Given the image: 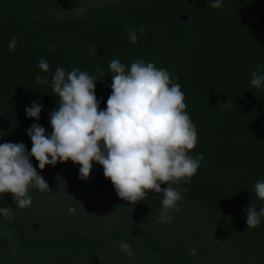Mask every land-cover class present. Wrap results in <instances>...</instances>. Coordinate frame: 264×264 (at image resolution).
I'll return each mask as SVG.
<instances>
[{
	"label": "trees",
	"instance_id": "trees-1",
	"mask_svg": "<svg viewBox=\"0 0 264 264\" xmlns=\"http://www.w3.org/2000/svg\"><path fill=\"white\" fill-rule=\"evenodd\" d=\"M70 1L0 0V143L23 142L31 152L26 130L33 123L51 133L50 113L58 97L50 85L57 67L79 68L101 79L96 95L106 109L110 62L118 59L130 67L142 59L166 68L182 86L198 132L190 154L202 153L204 159L190 183L181 181L187 191L180 210L170 211L172 221L161 223V194L149 192L146 200L132 204L118 196L99 163L82 180L80 165L71 160L41 170L32 157L50 190L30 188L33 203L27 208L16 207L13 194H0V208L14 214L11 221L0 214V264H210L202 240L210 239L207 230L217 225L247 232L257 247L244 248V256L229 247L228 258L226 252L216 254V264L238 259L264 264L258 246H264V217L255 228L246 223L251 204L264 207L253 190L264 180V86L251 85L252 71H264V0H223L221 8H213L212 0H113L56 16ZM125 26L135 28L136 43ZM13 36L18 37L15 52L9 50ZM41 58L50 65L46 73L38 67ZM37 75L48 83H38ZM230 99V108L221 105ZM32 102L43 104L39 120L26 114ZM196 211L205 231L201 250L192 255L174 235L186 229V217ZM190 225L188 231L195 229ZM121 242L130 245L131 256Z\"/></svg>",
	"mask_w": 264,
	"mask_h": 264
},
{
	"label": "clouds",
	"instance_id": "clouds-1",
	"mask_svg": "<svg viewBox=\"0 0 264 264\" xmlns=\"http://www.w3.org/2000/svg\"><path fill=\"white\" fill-rule=\"evenodd\" d=\"M213 8H221L223 0H212ZM132 43L138 40L135 28L125 26ZM144 31L143 26L139 28ZM18 37L13 36L9 50L15 52ZM38 67L48 72L50 65L43 58ZM112 91L106 109H101V99L96 95V76L74 68L66 71L57 67L51 88L58 97V107L50 113L52 131L33 123L26 131L32 141L31 152L23 142L0 143V194H13L16 207L27 208L32 203L30 188L48 192L49 184L33 166L32 157L39 169L71 160L80 165L79 178L87 180L94 162L103 166L118 196L132 204L146 200L149 192L162 195L160 201L161 223L171 222L168 213L179 211L183 200L181 181L190 183L197 173L203 154H190L198 143V132L192 117L186 111V94L182 86L172 79L166 68L153 62L137 59L127 67L118 59L109 64ZM97 73L103 76L100 68ZM38 83H48L47 77L36 76ZM251 85L264 86V71H252ZM231 107V99L221 104ZM43 104L32 102L26 108L29 118L40 119ZM167 187H161L162 184ZM175 185V186H173ZM255 195L264 201V180L255 182ZM72 214L76 209L70 206ZM247 225L255 228L264 217V207L255 205L247 209ZM0 214L11 221V208H0ZM120 248L132 255L130 245L121 242ZM195 255L196 250L192 249Z\"/></svg>",
	"mask_w": 264,
	"mask_h": 264
},
{
	"label": "rangeland",
	"instance_id": "rangeland-1",
	"mask_svg": "<svg viewBox=\"0 0 264 264\" xmlns=\"http://www.w3.org/2000/svg\"><path fill=\"white\" fill-rule=\"evenodd\" d=\"M111 1L113 0H73L70 2H66L65 5L62 6L61 9L56 12V16L74 15L78 12H82L83 10H85L86 8L92 5H101V4L111 2ZM201 216H202V213H200L199 211L190 213L186 217L185 224H183V227L186 229L177 232V236L174 235L177 238H181L182 240L184 239L185 241L183 243L184 247L186 246L192 249L201 250V246L199 245L200 233L201 231H203V233L205 231L204 227L202 226V223H200ZM190 224L194 225V227L192 228H195V229H191L190 231H188L191 228V227H188V226H191ZM212 226H215V225H212ZM207 232H208L207 234H209L211 237L208 240H202V241H206L204 242L205 245L202 246V252L204 255L207 254V259L209 260L210 264H216L217 262L216 254H219L220 252L221 253L226 252L227 253L226 258H228L229 253L227 252V250L229 247L238 256H244L243 255L244 248H246V250L248 251H251L252 249H255L257 247L253 245L254 241H251V239H255V237L250 236L247 232H237V230L235 229H232V228L229 229L226 227H222L220 225H217V227L215 226L214 228H211V229L209 228ZM221 244H223L222 247H221ZM258 246H260L261 249H264V246L260 245V243ZM261 249L259 251H263ZM221 259L222 258H219L220 261ZM247 261L249 264H252L251 259ZM234 263L244 264L243 261L239 259L238 261Z\"/></svg>",
	"mask_w": 264,
	"mask_h": 264
}]
</instances>
